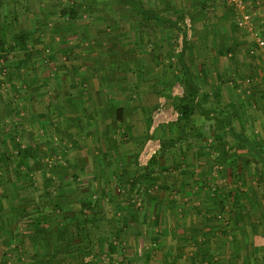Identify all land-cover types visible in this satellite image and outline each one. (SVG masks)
I'll return each mask as SVG.
<instances>
[{
  "label": "rangeland",
  "instance_id": "1",
  "mask_svg": "<svg viewBox=\"0 0 264 264\" xmlns=\"http://www.w3.org/2000/svg\"><path fill=\"white\" fill-rule=\"evenodd\" d=\"M136 1L177 26L146 20L129 0H2L0 211L16 212V236L35 234L34 223L43 220L68 224L74 235L73 220L87 215L79 208L94 200L88 192L101 189L95 176L122 173L125 156L137 155L161 108L153 135L172 165L154 162L149 172L185 174L180 188L203 205L201 222L183 210L197 228L187 230L186 264H264V49L236 25L237 9L223 0ZM246 1L264 38L261 4ZM76 4L75 16L61 13ZM183 42L199 88L195 102L207 111L196 108L188 120L179 103L187 96L178 60ZM79 77L104 85L96 94L118 111L116 129L72 135L76 101H88L85 90L75 98ZM27 221L35 226L25 229ZM67 241L31 243L43 264H54L59 251L76 245ZM13 244L18 257L23 244ZM85 256L79 264H92Z\"/></svg>",
  "mask_w": 264,
  "mask_h": 264
},
{
  "label": "crops",
  "instance_id": "2",
  "mask_svg": "<svg viewBox=\"0 0 264 264\" xmlns=\"http://www.w3.org/2000/svg\"><path fill=\"white\" fill-rule=\"evenodd\" d=\"M259 3L264 12V0H259ZM262 27L264 29V18ZM245 81L249 83L247 78ZM76 83L75 98L80 91L85 90L88 101L82 105L75 99L77 109L74 113L76 120L71 122L70 127L72 135L79 139L81 130L90 135L91 132L97 134L98 130L101 132L102 127L109 126L110 129H116L114 124L120 123L116 118V109L110 108L103 102L102 96L96 94L97 91L100 93L104 91V85L93 86L84 77H79ZM81 83L84 84L81 86ZM261 93L264 94V91ZM106 96L111 98L109 94ZM120 158L122 159L121 153ZM124 160L125 168L122 173L105 172L101 176H95L94 179H97L101 189L97 186L98 189L95 187L88 192L94 198L93 202L89 201L87 208H79L80 212L82 209L87 212L86 218L79 217L72 223L75 232L74 235L71 234V241L74 243L76 241V245L71 246L70 250L59 251L56 256H59L57 259L61 262L54 264H79L84 255H86L85 258H90L92 264H186L188 259L192 262V256L189 255L191 237L188 233L190 230L188 232L187 230L190 226H192V232L197 228L192 225L193 222L191 223L183 210L192 212L190 215L201 222L200 207L202 208L203 205H200L202 204L200 200L195 201L193 193L192 195L190 191L180 188V180L186 178L185 174L170 170L154 175L150 181L152 185L145 192L142 185L145 182L138 181L140 171L137 168L131 171L134 164L137 167V155L131 157L128 154ZM164 161L166 165H172L170 160L167 161L165 158L160 160V164L162 165ZM128 165H132L130 172L124 175ZM97 183L94 184L97 185ZM195 195L199 199L200 195L198 193ZM204 204L207 205V203ZM7 211V208L5 213L0 211V264H43L45 258L40 252L38 255L37 250L35 252L31 242L38 244L41 243L40 241L47 243L52 240L53 243L51 242L50 245L61 244L63 224L61 222L57 224L56 221L48 223L45 220L37 224L38 221L34 223L38 226L35 234L29 235L27 232L16 236L18 223L13 220L15 218L13 214L16 212L11 215ZM187 218L190 223L186 221ZM31 223L33 222L27 221L25 229L35 226ZM210 224L206 222L207 226ZM83 226L86 228L85 238L80 242L82 235L79 236V234H84L81 229ZM196 235L197 233L193 238L198 241ZM18 239L20 244H23V250L22 254L16 257L17 248L14 247L13 242ZM183 243L186 246H183ZM83 244H87L85 247L87 251L82 249ZM79 245L82 248H79ZM262 260L264 261V255Z\"/></svg>",
  "mask_w": 264,
  "mask_h": 264
},
{
  "label": "trees",
  "instance_id": "3",
  "mask_svg": "<svg viewBox=\"0 0 264 264\" xmlns=\"http://www.w3.org/2000/svg\"><path fill=\"white\" fill-rule=\"evenodd\" d=\"M131 2H135L139 5L140 9H141V13L142 16L148 20V19H157V20H162L164 22H168L171 26H177V22L173 21L172 19L168 18V17H163L161 16L159 13L155 12L154 10L145 8L141 3L137 2L136 0H129ZM2 0H0V5H1ZM79 11V5L76 4L75 6H68V7H64L62 8L61 13L63 15H71V16H75ZM238 25V24H236ZM1 30V27H0ZM23 35H21V37L23 38L25 36L24 33H22ZM21 38V39H22ZM23 41V40H22ZM187 49V42H183L182 45V49L180 51V53L178 54V60L183 68L184 71V86L187 89V96L186 98H182L180 99V110L182 112V115L184 117L185 120H188V118L194 113L195 109L198 108V110H200V112L202 113H207V111L197 102H195V95L198 93V85L197 83L194 81L192 74L189 71L188 65L185 61V52ZM3 40L0 36V58H2V51H3ZM117 115H119L118 111H117ZM165 158L163 155V151H161L158 155L154 156L153 159L150 161V165L148 168H146L145 170H140L138 168V170L140 171V177L138 178V181L140 180L141 182L145 181V184H143V188L145 190V192H147L148 187H146L147 183H150V181L153 179L152 178V173L149 172L153 166L154 162H158L160 163V160ZM146 179V180H145ZM152 183V182H151ZM150 185V184H147ZM88 205H86L85 203L82 205V208H87ZM82 209V211H84ZM81 211V212H82ZM69 229V226H64L63 232L61 233V237H62V241L69 239V241L71 240V236L67 233V230ZM53 233V232H52ZM51 233V234H52ZM58 234V232H57ZM67 241V243L69 242ZM65 242V241H64Z\"/></svg>",
  "mask_w": 264,
  "mask_h": 264
},
{
  "label": "built area",
  "instance_id": "4",
  "mask_svg": "<svg viewBox=\"0 0 264 264\" xmlns=\"http://www.w3.org/2000/svg\"><path fill=\"white\" fill-rule=\"evenodd\" d=\"M228 5H232L237 9L238 13V21L237 24L240 28L246 30L247 32L252 33L256 40V44L258 48L264 49V38L259 35V32L257 30L253 29V24L255 20L257 19V14L253 10L247 9V1L246 0H223ZM161 108L157 113L154 115V123L151 128V135L145 140L143 143L141 149L137 153V167L140 170H145L149 167L150 161L153 159L154 156L158 155L162 149L163 145L159 137L153 135V131L155 127L158 125L159 121L157 120L158 114L161 115L162 111ZM178 114V113H176ZM171 118H166L163 120V122L170 121Z\"/></svg>",
  "mask_w": 264,
  "mask_h": 264
}]
</instances>
